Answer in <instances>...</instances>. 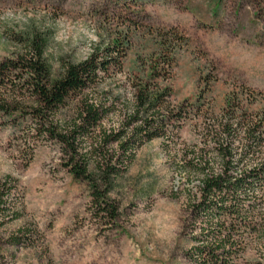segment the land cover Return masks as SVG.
I'll return each instance as SVG.
<instances>
[{"label": "rangeland", "instance_id": "rangeland-1", "mask_svg": "<svg viewBox=\"0 0 264 264\" xmlns=\"http://www.w3.org/2000/svg\"><path fill=\"white\" fill-rule=\"evenodd\" d=\"M29 40L44 45L52 79L90 54L121 67L112 64L96 89L55 117L64 129L78 119L84 96H120L79 149L98 182L95 136L119 127L133 83L154 77L156 64H171L157 79L171 87L170 103L200 110L176 134L145 142L110 179L106 196L117 207L111 219L95 207L89 184L68 170L64 147L32 120L30 92L14 99L0 91V182L6 181L7 201L0 264H200L202 256L193 252L206 225L191 209L200 165L218 167L214 133L223 113L232 107L247 118L264 112V0H0V59L23 52ZM239 118L234 121L245 119ZM243 141L241 133L235 144ZM13 211L19 215L10 218ZM237 262L264 264V237L253 235Z\"/></svg>", "mask_w": 264, "mask_h": 264}, {"label": "trees", "instance_id": "trees-1", "mask_svg": "<svg viewBox=\"0 0 264 264\" xmlns=\"http://www.w3.org/2000/svg\"><path fill=\"white\" fill-rule=\"evenodd\" d=\"M22 44L23 52L0 59V91L12 92L14 99L23 91L30 92L32 120H37V125L64 147L68 170L74 178L89 184L95 207L111 219L115 218L117 207L109 203L106 196L110 179L128 166L136 150L145 142L176 134L186 118L199 114V106L193 103L172 105L171 87L157 81L169 72L171 64L166 60L155 65L163 68L152 67L149 73L154 70V77L144 75L133 83L134 95L127 105L122 104L119 127L103 128L95 136L91 147L100 156L96 162L101 181L98 182L90 173L86 155L79 153V149L83 137L96 131L120 96L113 99L104 96L103 101L99 97L91 100L84 96L80 99L78 119L64 129L55 117L78 95L96 89L112 64L121 67L107 56L99 59L90 54L82 61L67 63L60 76L52 79L42 42L29 40ZM119 56L122 58L124 53ZM159 56L167 59L162 54ZM236 110L232 107L227 114L223 113L221 118L225 121L214 133L218 167L200 165L202 177L191 206L194 217L204 215L201 222L206 225L201 243L193 252L195 256H202L198 259L200 264H239L237 260L243 255L249 239L253 235L264 237V112L247 118L238 116ZM236 118L245 119L235 122ZM241 133L244 141L236 145ZM112 144L115 147L108 150ZM5 185L6 181L0 182V225L6 220ZM18 215V211H13L10 218Z\"/></svg>", "mask_w": 264, "mask_h": 264}]
</instances>
